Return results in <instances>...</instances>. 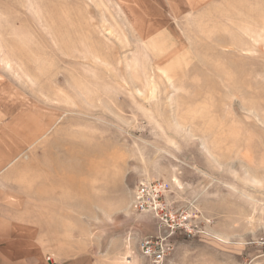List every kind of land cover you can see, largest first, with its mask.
Masks as SVG:
<instances>
[{"label":"rangeland","instance_id":"374dc122","mask_svg":"<svg viewBox=\"0 0 264 264\" xmlns=\"http://www.w3.org/2000/svg\"><path fill=\"white\" fill-rule=\"evenodd\" d=\"M149 177L160 264H264V0H0V264H155Z\"/></svg>","mask_w":264,"mask_h":264},{"label":"built area","instance_id":"2783aa9c","mask_svg":"<svg viewBox=\"0 0 264 264\" xmlns=\"http://www.w3.org/2000/svg\"><path fill=\"white\" fill-rule=\"evenodd\" d=\"M169 196L168 182L149 177L136 183L130 198V209L149 214L156 226L154 235L145 236L138 243L142 255L155 264L162 263L172 249V240L178 232L187 236L208 233L198 224L197 214L176 207ZM50 259V256L47 257V260Z\"/></svg>","mask_w":264,"mask_h":264},{"label":"crops","instance_id":"0c3cea01","mask_svg":"<svg viewBox=\"0 0 264 264\" xmlns=\"http://www.w3.org/2000/svg\"><path fill=\"white\" fill-rule=\"evenodd\" d=\"M3 254L5 255L6 258H8V260H10V262L8 263V261L5 260L3 256L1 264H49L43 261V259L41 258V255H39L38 257L37 256L32 257L31 255L28 254L27 250L20 251L19 258H16V254H14L12 258H9L5 252ZM63 264H78V263L71 262L70 260V261L64 262Z\"/></svg>","mask_w":264,"mask_h":264}]
</instances>
